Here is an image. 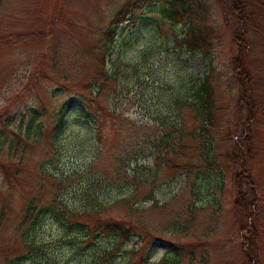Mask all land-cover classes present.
I'll return each instance as SVG.
<instances>
[{
    "label": "rangeland",
    "instance_id": "rangeland-1",
    "mask_svg": "<svg viewBox=\"0 0 264 264\" xmlns=\"http://www.w3.org/2000/svg\"><path fill=\"white\" fill-rule=\"evenodd\" d=\"M189 3L191 12L182 14L181 0H0V264H91V240L72 245V230L44 211L25 224L22 218L29 200L57 199L81 211L129 198L111 173L119 155L137 159L128 170L141 186L129 217L138 225L122 246L134 254H117L114 264H140L141 257L148 264H264V0H247L256 18L245 27L244 68L252 80L245 99L231 78L233 28L222 2ZM169 10L176 14L166 19ZM119 13L122 23L105 47L104 33ZM188 20L206 29L207 57L173 47ZM206 74L215 99L210 132L199 130L192 106ZM63 107L64 126L53 138ZM84 110L99 126L100 142ZM35 129L38 136L27 137ZM246 134L253 140L242 154L255 199L236 207L226 156H238L234 148ZM202 140L213 168L184 176L170 166L153 178L159 141L175 163L188 161ZM149 190L152 200L145 199ZM124 211L108 208L101 222L126 223Z\"/></svg>",
    "mask_w": 264,
    "mask_h": 264
},
{
    "label": "trees",
    "instance_id": "trees-1",
    "mask_svg": "<svg viewBox=\"0 0 264 264\" xmlns=\"http://www.w3.org/2000/svg\"><path fill=\"white\" fill-rule=\"evenodd\" d=\"M189 1L190 0H181V3L183 4L181 6L180 12L183 14H187L188 12H191L189 7ZM218 2H222V13L224 16L229 17L231 22V27L233 28L232 34H231V43L235 48V55L230 59L229 62V68L231 73L232 81L239 87L240 96L243 95L244 99L247 98L244 96V94H248L250 92V88L252 89V80L250 79V75L246 72L245 67V56L250 51V46L248 44V41L246 40V35L248 34L247 29L245 27L250 23L254 18H256L255 15L251 12L250 6L247 4V0H218ZM198 7L197 9H200L199 3L196 4ZM199 11H193V13H198ZM176 12L173 10H169L168 12H163L162 15L166 19H171ZM119 16H121L119 18ZM122 14H118L115 16V23L112 26L111 29H108L107 32L104 33L105 36V47H108L113 43V37L114 32L117 29V27L122 23ZM191 19V15H189ZM195 15L192 17L194 18ZM196 21L200 22L196 19ZM195 21V22H196ZM245 21V22H243ZM194 20H188V22L185 23L184 29H183V39L180 41H173V47L176 49L183 48L184 50L188 52H198L203 57H207L209 54V35L204 28V26L196 25ZM107 42V46H106ZM95 91L97 95L99 94V87L92 88V91ZM195 93V99L192 102L193 108H195L196 115L194 116V120L197 121L199 130L203 131L204 128H209L210 130L213 128L214 120V108H215V99L213 94V88L211 86V82L209 79V74H206L203 76L202 81L198 84V87L196 88ZM246 102V101H244ZM88 103L90 101L88 100ZM248 103V102H246ZM84 107L82 103L79 104L80 107ZM65 108L58 111V115L56 117V120L53 123L51 132L53 133V138L57 135L58 132H60L63 129L64 126V113ZM83 113V118L85 117L86 120L91 122L92 125V133L91 137H93L94 129L95 131V141L100 142V138L98 136V125L96 124L95 118H91V115H89L88 110L81 111ZM252 119V111H249L247 118L245 119V122L248 124L250 123ZM30 130V129H28ZM27 130V137H36L38 136L37 129L34 130L35 134H32L30 131ZM192 134L189 135V138L191 139L192 143H194ZM250 135V136H249ZM43 137V136H41ZM253 140V137L251 134H246L243 136L242 142H240V145L236 146L234 149L238 156L235 154H228L226 157V161L229 164L233 165V169L231 170V181L233 188L236 191L237 198L233 201L234 206H238L245 200H249L250 204H254V197L252 194L249 193V174H248V167H247V158L243 156L242 153L249 152V148L251 147L250 142ZM200 143V142H199ZM210 143V142H209ZM161 144L162 146H160ZM159 144L157 146V152L156 155L152 158L154 163V175L153 178L157 179L162 172L171 166V169L176 170L175 174H182L184 176H188L192 173V170L194 167H197V169H203L206 168V171L208 169L213 168V161L210 157V151L204 152L203 147L206 146V144L202 143L199 144V149L196 145V147L192 148L193 154L192 157L189 158V160L180 159V162H173V160L167 159V154L169 152H172L170 147L162 141H159ZM244 146V151L242 152L240 147ZM193 147V146H192ZM124 155L128 156L129 153H131L130 150L123 149L121 152ZM120 152V153H121ZM133 156V155H132ZM133 163L134 167L137 166V159L131 158V159H122V157L119 155L118 159L114 161L113 168H117L115 173L112 175L117 179H122L124 182V185L128 187L129 194L127 199L120 200L113 204L110 207H107L106 205L99 204L97 207L95 206H88V209H84L81 211H73L67 208L61 200H51L46 205H38L32 203L31 200H29V204L26 205L25 215L22 218V223L25 224L33 217V214L36 211H40L39 214H41V211H44V214H48L51 217H53L57 223H59V226L62 230H72L71 233L76 235V240H73L72 245H80L78 243H86L88 240L92 241L93 246L95 249L91 248L92 255L91 258V264H114V258L117 254L125 253L126 256L129 257L134 254V252H130V250H122L123 244L127 241L128 237L132 235V232H135V226L138 225V223H135L132 220H129V217L132 216L135 213V209L133 207L136 206L138 203L137 195L138 190L140 189V178L137 176L135 169H133L131 172L128 170V166ZM174 166V168H172ZM188 178V177H187ZM189 186V185H188ZM189 188L192 190V187L189 186ZM146 200H152L151 196V190H149L146 194ZM31 201V202H30ZM122 208L125 209L124 214L128 217L126 223H120V222H101L102 216L108 211V208L111 209H118ZM244 210V208H243ZM106 215V214H105ZM88 218L92 219L88 222ZM2 221V216L0 217V223ZM34 225V224H33ZM25 237H23L24 239ZM24 247L25 249H28V240L24 239ZM100 243L99 245L96 243ZM85 244V245H86ZM18 259V257H17ZM8 264H18L17 260L11 259V261L8 262ZM140 264H148L144 257L140 258Z\"/></svg>",
    "mask_w": 264,
    "mask_h": 264
}]
</instances>
